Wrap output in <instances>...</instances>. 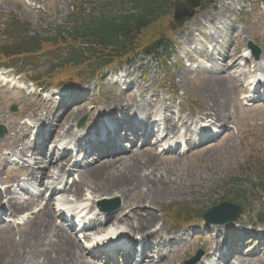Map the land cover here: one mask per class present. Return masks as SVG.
Here are the masks:
<instances>
[{"label":"rangeland","instance_id":"obj_1","mask_svg":"<svg viewBox=\"0 0 264 264\" xmlns=\"http://www.w3.org/2000/svg\"><path fill=\"white\" fill-rule=\"evenodd\" d=\"M176 1L173 0V3H170V6L165 11L166 15L159 17L153 25L155 32L169 36L172 43L176 46L175 50L171 51L172 55L168 59L158 60L155 57L137 55L132 64L114 67L110 69L109 73L103 72L102 76L98 78L88 77L85 75L86 70H81L76 76V78L81 80L80 82L54 79L49 83L50 85L58 83L57 87H59V90L75 92L77 99L87 96L88 100L82 102L86 103L84 110H78V104L66 106L64 102H58L55 97L51 99L49 95L39 97L40 91L44 93L47 90L46 87H43V80H50L51 75L48 73L51 66L56 63V57L52 58L45 51H37L27 61L1 63L3 67L10 69L5 70V68L0 67V80L5 79L4 73H12L17 76L13 83L17 84V78H22L25 84L21 81H19V84L27 88L25 91L20 92L17 89H12L11 84L6 87L0 85V106L3 112L1 117L5 118L4 123L9 128V133L13 131L23 136H25V133H22L21 130H25L24 125L26 122L33 126L34 129H39L44 122H40L39 119L48 117L49 120L46 126L49 131L48 134L42 133L39 138H35V136L29 138L31 135L28 134L22 141V145L29 144L33 140H35V144H38L43 138L52 140L54 137L52 132L55 130V126L67 114L66 111L72 109L73 112L70 113L69 111L70 115L67 116L65 129L72 127L73 135L71 133L67 138L58 137L57 130H55V136L57 137L55 143L49 145V151L46 150V155L49 158L53 155L52 148L58 145V141L62 140L64 145H68L73 141L76 145L80 141V139L76 138L77 135L85 136L86 132H83L84 130H98L94 127L99 122L100 115L112 110V99L129 102L130 92L126 90L131 87L133 94L138 100V105L142 107L145 102L151 104L152 108H154L153 115L155 119L157 117L155 115L158 114L159 118L161 117L160 120H163V127L166 118L170 116L174 118L177 124V130L172 134V140L168 143L169 145H166L167 140L161 143L157 151L153 153L152 157L156 159V169L153 172L150 170L148 174L155 176V178L151 182L152 184L143 187L142 192H140L145 200L146 197L151 200L152 196H155L151 202L149 200L143 205V210L152 211L157 217L152 232L158 231L157 238L159 239L149 243L155 248L159 242L165 246L163 258L158 264H186L199 251L203 252V254L196 264H228L238 258L245 260L243 264H264V229L257 225L254 217L255 212L264 211V186L261 184L263 174L259 171V169L264 167V102H247L246 99L251 101L254 99L252 94L246 97L247 93L241 90H233L234 88L230 84V77L237 78L240 75H243L240 82L243 87H248V83L253 77H257L260 80L264 78V65L261 61V53L264 51V3L260 0L253 2L248 0H223L224 5L220 6L216 0L212 8L204 11L202 9L182 26L173 27ZM101 10L104 11V14H111L119 10L127 13L132 9L127 4L125 6L117 4L115 0H0V43L10 42L11 30L16 28V30L21 31V25H24L25 30L30 32L29 40L39 38V41H44L47 38H51L56 33L57 28L67 25L71 14H81V18L84 20L87 16H92L95 13L101 14ZM205 17L208 19L207 23L204 21ZM6 23L7 25L1 26V24ZM200 23L205 26L201 28ZM151 41L152 39H144L141 43H149ZM250 42L261 51L259 60L255 61L252 56V60H249L248 64L244 60L240 61L236 71H229L226 74L224 71L230 69L239 55L249 58L246 50ZM202 51L205 53H201ZM63 52L66 53V51ZM63 52H58L56 56L60 57ZM211 54L216 58L215 60L209 58ZM225 57L232 58L227 63H224L222 61H224ZM256 63L262 65L263 70L253 74ZM191 69L199 70L196 73L191 71ZM126 70L133 72V75L131 80L127 79L124 82ZM214 73L218 74L215 77L222 79L220 87L217 86V83L207 85V82H205V79ZM46 74L47 77L43 78V80L38 79L36 86L39 88L35 86L32 89L30 80L35 76L38 77L39 75L40 78ZM52 76L58 77L57 75ZM225 79H229L227 84ZM68 82L75 85L68 84ZM120 82L125 85L118 86L117 84ZM224 86H226V91L222 89ZM227 88L230 93L227 92ZM34 90L35 94L32 95ZM220 90L225 92L226 110L219 115L220 119L215 122V125L211 124V122L209 123V121L204 122L208 124V128L210 127L214 131L215 137L208 143L196 146L198 135L193 136L192 134L199 131L200 125L203 123L199 121V118H202L207 113L208 108L213 107L212 100L219 95ZM13 107L16 108L15 112H12ZM123 112L125 113L124 110ZM124 113L113 112L112 117H114L113 119H122L125 116V119L128 120L127 115H124ZM134 113L132 112V114ZM91 114H93V117H91ZM145 115L146 113H143V115L139 114L132 118H135L137 120L136 123L139 124L141 120L143 121ZM82 119H85V122L83 126L79 127V122ZM107 121L111 120L105 118L102 120L100 127ZM159 127L160 123L153 130L157 132ZM132 128L122 125L118 139L124 138L127 140L126 136ZM158 137H163L162 133ZM129 138V142L128 140L127 143L123 142L125 145L123 151L126 152L117 159L119 160L117 164V169L119 170L121 168L129 169L132 161L136 162L137 159L150 154L147 152L148 150L145 151L146 148L142 152L139 145L137 148H133L131 144L132 138ZM3 140H0V150H2L0 153V189L2 190L5 188L3 187L5 181L18 180L19 176L23 175L20 167L22 164L25 167L29 166V163L24 161L34 163L36 159H40L36 158V156L34 159L33 153L35 150L33 148L24 157V161H20L17 158L19 156L14 157L19 160L17 164L21 165L14 167V165L10 164L13 158H6L10 151L2 149ZM141 143L143 144L144 141H141ZM180 143L182 147H175L174 152L164 151L171 146L170 144H174L172 146L174 147ZM40 147L43 148L44 145ZM88 149L90 150L88 145L83 147L82 156L90 153V151H86ZM95 152H102V149L96 147ZM133 154L136 156L133 157ZM57 155H61L59 150ZM251 156L252 158H250ZM87 157L90 158L89 156ZM78 159L80 161L81 154L78 155ZM84 162L85 160L81 164H84ZM47 163L46 161L40 163L41 168H44ZM91 163L86 162V164ZM71 165L67 169L72 171L71 176L66 173L61 180H65L64 184L75 182L79 183L77 185H85L86 187L79 198H76V196L55 197L54 201L68 200V203H70L68 206L72 209H77L80 204L84 203L85 206L82 207L84 209L83 216L92 209L89 219L91 216L98 215L100 223H104L109 216H117L124 202L130 203L134 208L139 205L141 197L134 194L125 200H121L118 196L91 195L87 185L90 187L101 186V182L98 179H93L85 171L81 172L80 176H77V174L73 176L76 169L71 167ZM57 172V170H53V173L57 174ZM198 172H201L204 178L207 173L213 177V180L205 186H195L189 189L190 184L194 181L198 182ZM54 181H56V178ZM48 182L52 183L53 181L50 180ZM29 183L35 184V181H26L21 185L27 186ZM173 183H182L185 188L176 197H170L165 200L158 199L155 195L157 191L159 192L163 187L173 185ZM40 189L45 190L43 187H40ZM18 193L14 194L13 197L22 198L23 201H28V199L37 195V192L34 195L26 192ZM45 199L47 200V193L45 194ZM102 200H107L109 203L102 208H98L97 204ZM5 201H2L4 206L6 204ZM224 201L242 206L243 214L241 217L236 222L223 226L207 225L201 217L202 214ZM45 204L46 201H41L32 208L31 212L27 213L28 215L22 216L20 228L13 226V223L10 222L14 221L10 217V213L5 212L3 214L6 220H0V264L14 263L13 258L16 257V254H23L24 246L27 242L31 241L32 243L29 235L31 227L24 228L22 226L33 216L35 209ZM114 207L117 210L113 213H109L106 210ZM174 209L181 215L178 220L180 226L165 220V212L168 215L167 217H170ZM184 209L187 212H184ZM218 214L220 217L229 215L224 210ZM185 219H189L187 221L189 223L182 226L181 224L185 222ZM62 222H64L62 218L57 217V223L60 224ZM65 224L71 234L77 235L74 238L84 249H91L88 251L91 255L93 253V255L100 256L102 262L103 259L114 262L107 254L94 251L92 243L101 234L124 230L120 224L117 222L112 225L107 224L103 233H98L97 230H93L90 227L86 232V234L90 232V240L83 239L82 235L77 234L74 228H71L68 223ZM86 224H88V221L84 222L83 226ZM213 226L217 228L211 229ZM183 234L186 235L184 236ZM216 235L222 240L218 246L219 249L222 248L220 251H224L223 247L227 250L228 247L233 246V249L229 248V251L225 250V252L235 255L239 249V253L233 259H231L232 256L221 260L207 257L206 246L212 243ZM223 242L228 244L223 246ZM137 248L140 249L138 246ZM210 248H212L211 254H213L215 247L211 246ZM129 250L134 254L132 248H129ZM91 255L86 257V259L83 258L82 264H91V261H93V255ZM135 255L138 256L137 253ZM153 257L155 262H157V253ZM42 263L40 261V264ZM117 264H123L121 258L118 259ZM236 264H240V262L237 261Z\"/></svg>","mask_w":264,"mask_h":264},{"label":"bare ground","instance_id":"obj_2","mask_svg":"<svg viewBox=\"0 0 264 264\" xmlns=\"http://www.w3.org/2000/svg\"><path fill=\"white\" fill-rule=\"evenodd\" d=\"M217 3H219L220 6H223V0H217ZM205 23L208 22V19L204 18ZM205 25L203 23H200V27L203 28ZM212 42H214L212 40ZM248 51V50H247ZM201 53H205L202 51ZM202 57V56H201ZM210 59L215 60L216 58L214 56H209ZM226 58V57H225ZM232 57H227L224 59V63H227L229 60H231ZM245 57L238 56V59L231 65L230 69H227L224 71L226 74L229 73V71H236L238 68V63L242 60H244ZM261 61L264 65V51L261 53ZM254 63V62H253ZM255 71L258 72L260 67L257 63L255 64ZM199 69H191V71H195L198 73ZM224 73V74H225ZM133 75V72L125 71L124 75V82L127 81V79L131 80ZM213 75V76H211ZM208 78H206L205 82L209 85L211 83H217L218 87L222 84V79L219 77H215V75L218 74H211ZM243 75H240L239 77H230V84L234 88L233 90H241L244 92H252L254 94L258 93L260 89L262 88L261 83L258 84L257 81H252L248 87H243L240 85L241 78ZM245 76V75H244ZM229 81V79H227ZM227 80L225 79V83L227 84ZM119 85H125L123 82H120L117 84ZM236 89H235V87ZM225 87L222 88L224 91ZM221 91L218 93L219 95L214 97V100H212L213 107L208 108L207 113L203 115L202 118H199V121L205 122L209 121L213 124L215 122H218L220 117L219 115L226 110V96L225 92ZM126 91H129V102H125L124 100L118 101L116 99H112L111 108L112 110L108 111L104 115H100V120L96 124V129H99L97 126L98 124L102 123V120L105 118H112L113 112H120L124 113V115H127V118L129 120L130 128L135 126L134 120L132 117H135L136 115H143V113H146V115L143 117V121L141 120L140 123L147 124L149 120L151 119L152 115L154 114V108H152V105L148 102H145V104L141 107V105H138V100L133 94L132 88H128ZM227 92L230 93L229 89L227 88ZM79 93V92H77ZM76 94V93H74ZM88 97L85 96L84 100L82 102L87 101ZM86 107V103H80L78 104L77 109L78 110H84ZM0 106V118L3 114ZM153 110V111H152ZM70 113L73 112V110H69ZM69 111H66L67 114L64 116V118L55 126V130H57L58 137H68L72 133V127H68L65 129V122L67 120V116H69ZM152 111V112H151ZM132 112H135L132 114ZM151 112V113H150ZM132 115V116H131ZM91 117H93V114H91ZM5 120V118H2ZM49 118L45 117L44 119H39L40 122H43L44 126L48 122ZM92 120V118H91ZM1 121V119H0ZM157 122H153L152 126H155ZM25 130H21L22 133H25V136L20 135L17 132H10L3 140L4 145L2 146V149H7L10 151L11 156L18 155V159L20 161L24 160V157H26L27 153L31 151L33 148H35L36 153L33 154L34 159L35 156L36 159L34 163H31L29 161H26L29 163L28 167H25L22 165L20 167V170L24 174V177L27 178L29 181H35V184L38 182V187H43L45 190L43 192L36 189L38 192V196L28 200L23 201L22 199H18L15 197H12L11 195L14 194V192L17 189L27 191L32 193L33 191L29 189H23L18 183L17 180H12L11 182L5 181L6 188L3 191H0V203L3 199L7 200V208L8 211L12 214L13 217L17 218L18 216L24 214L26 211L31 210L33 207L37 206L41 201L44 200L45 193L47 191L51 192V197L47 200L46 206L43 210H41L37 215H35L33 218H31L28 222L25 223L24 228L31 227L30 230V239L31 241H28L27 244L24 246V253L23 254H16V257L13 258L14 263L12 264H40V261H42V264H82L83 258L86 259L90 255L88 252L89 249H84L74 238V235L69 232V230L66 228L64 223H57V214L53 210V194L63 193L67 196H76V198H79L82 194L83 189L86 187L85 185H77L79 183H73L71 185H66L62 187L61 189H57V186L54 188H49L50 183L48 181L52 180L53 182L51 185H55V182L59 179L61 180L62 176L68 172L67 168L73 161V152L72 148H70L67 145H62L61 141L58 143V145L53 150V155L48 158L46 155V148L50 144L55 143V139L57 138L55 136V130L52 132L54 134V137L52 140L44 138V141H46V144L43 148L36 147L34 143H29L26 145H22L23 138L26 137L28 134L31 136H34L32 129L28 126H25ZM177 130V124L172 116L167 117L165 120L164 125V134L165 137L161 140H158V136L150 131L147 140H153L155 139V142L153 143L154 146L152 148H147L145 151L149 152V156L141 157L136 160V162L132 161V165H129V169L121 168V170L117 169L118 161L117 159L120 158V154L117 155H111V156H104V157H98V159L89 164L86 165L81 172L85 171L88 172L93 179H98L101 183V186H88L87 188L90 190L91 195H107V196H118L121 200H125L127 197L131 196L132 194L136 196H140L139 199V205H137L135 208L130 203L124 202L123 207L120 210V213L115 217H107L104 223H100L98 215L91 216L90 219H88V224L84 226L83 233L87 232L90 227L93 230H97L98 233L104 232V227L107 224H114L118 223L120 226L124 228L120 231H111L107 232L105 234H102L100 237L95 239V243L93 245L94 247H99L101 249H105L106 247H110L113 244V237L116 235H120L124 238L123 240L129 243L132 248H136L135 246L138 244L137 238H140V240L143 241V246L141 250V254L139 255V258H141L140 264H158L161 262L163 258V253L165 251V246H163L162 243L156 244V248L152 247L150 245L151 242L158 240L157 238L158 231L152 232V228L154 227L157 217L152 211H144L143 205L147 203L150 199L146 197V200L143 198L142 188L145 186H148L149 184H152L155 176L149 175L148 172L151 170L153 172L156 169V159L152 157L153 153L156 152L157 147L167 141L170 137V135L174 134ZM62 133L60 134V132ZM85 135H91L92 133L95 134V130L86 131ZM194 134H196L194 132ZM192 134V135H194ZM60 135V136H59ZM73 135V133H72ZM78 136V135H77ZM144 136V133L139 131L137 129V136H136V142H138L142 137ZM76 137V135H75ZM146 140V141H147ZM154 141V140H153ZM189 144V143H188ZM79 150H82V144H78ZM61 150L62 154L57 155L56 151ZM168 150H171L170 148ZM2 150H0V153ZM143 152V151H142ZM133 157L136 155H132ZM131 157V158H133ZM115 158V159H114ZM48 162L44 168H41L40 163ZM74 166H77V163L72 164ZM49 166V167H48ZM57 170V174L53 173V170ZM81 172L79 171L78 175H81ZM198 176V182L194 181L192 184L189 185V189H192L195 186H205L209 182L213 180L212 176H209L206 173V177H203V174L201 172L197 173ZM56 178V181H54ZM37 181V182H36ZM17 185L16 189H14V185ZM185 188V185L182 183H173V185H168L166 187H163L162 190L159 192L157 191V194H155L158 199L165 200L170 197H176L178 196L182 190ZM31 189H35V187H31ZM155 198V196H152V199ZM150 200V202L152 201ZM98 201V200H97ZM96 201V202H97ZM80 211V213H82ZM79 213V214H80ZM92 214V210L89 211L87 214V217ZM78 216V214H75L73 216ZM211 229H216V227H211ZM211 229H209L211 231ZM121 232V233H120ZM185 236V234H183ZM208 238V236H206ZM91 239L90 232H88L85 235L86 239ZM150 242V243H149ZM222 242L220 238L217 237V235L214 237L212 243L207 244V257L212 258L213 254H211L212 247H215V249H218L219 244ZM225 244V242H223ZM146 248V250H145ZM108 249V248H106ZM135 253H139L138 251H135ZM157 253V262H155L153 255ZM1 258V253H0ZM15 259V260H14ZM43 259V260H42ZM131 264L134 263L133 256L129 258ZM239 261L240 264L245 263V260H241V258H238L237 260H232L228 264H236V262ZM91 264H97L96 261H91ZM170 264V263H165ZM203 264V263H200Z\"/></svg>","mask_w":264,"mask_h":264},{"label":"trees","instance_id":"obj_3","mask_svg":"<svg viewBox=\"0 0 264 264\" xmlns=\"http://www.w3.org/2000/svg\"><path fill=\"white\" fill-rule=\"evenodd\" d=\"M172 1L115 0L117 4L129 5L132 10L127 13L119 10L111 14H104L101 10V14L95 13L84 20L81 14H71L67 25L57 28L56 33L44 41H39V38L29 40L30 32L21 25V31L16 28L14 30V45H7L9 50L7 51L1 48V44L0 55L12 58L29 56L40 49L49 53L52 58L56 57V63L51 66L48 83L54 79L61 81L73 79L76 77L77 69H81L79 66L91 69L95 65L94 72L100 74L104 69L116 64L130 63L140 54L165 57L172 49L171 42L168 36L155 32L153 25L159 17L166 15L165 11ZM213 1L202 0V8L211 7ZM144 39L152 41L141 43ZM58 52H63L60 57L56 56ZM259 171L263 174L261 184L264 186V169ZM176 212L177 210L171 214L173 220L180 218V214ZM256 218L258 223L264 226V211L256 213Z\"/></svg>","mask_w":264,"mask_h":264},{"label":"water","instance_id":"obj_4","mask_svg":"<svg viewBox=\"0 0 264 264\" xmlns=\"http://www.w3.org/2000/svg\"><path fill=\"white\" fill-rule=\"evenodd\" d=\"M200 5L199 0H193L190 2V6L193 8H196ZM194 15V11L191 10H186L184 5L181 3L176 4V10H175V21L180 22L183 21L185 18L192 17ZM256 58H258V54H256ZM5 129L0 126V138L4 135ZM227 211L231 213L230 217L227 218L226 220H220L219 214L221 211ZM242 212V209L239 206L229 204V203H224L221 204L217 207L212 208L211 210H208L204 215L203 218L211 224H222V223H227L231 221H235L240 213ZM228 213V214H229ZM200 258V254L192 260V264L197 261V259Z\"/></svg>","mask_w":264,"mask_h":264}]
</instances>
